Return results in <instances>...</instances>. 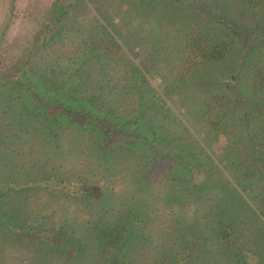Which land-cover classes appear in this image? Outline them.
<instances>
[{
	"label": "trees",
	"instance_id": "1",
	"mask_svg": "<svg viewBox=\"0 0 264 264\" xmlns=\"http://www.w3.org/2000/svg\"><path fill=\"white\" fill-rule=\"evenodd\" d=\"M25 1L29 17L35 11L37 22L42 14L46 20L30 46L24 48L26 54L22 52L12 74L6 71L3 79L0 77V88L31 91L30 99L45 110L38 109L35 116L96 126L106 141H114L110 151L123 145L136 156L135 150L141 146L146 150L139 157L146 159L147 184L158 182L149 174H156L159 160L173 165L180 162L190 190L201 193L204 178L195 176L205 175L203 162L191 158L201 155L193 145L205 149L193 130L204 136L206 147L215 152V146L224 140L221 159L243 174L246 188L264 209V0ZM68 47L74 50L67 52ZM9 60H0V64L8 65ZM3 67L9 69L10 65ZM74 67L81 88L71 94ZM88 68L99 78L88 79ZM28 83L45 88L42 95L47 98L33 95ZM175 134L180 137L173 138ZM172 145L181 148L179 162L167 151ZM187 157L189 161L181 162ZM159 171L166 173L165 168ZM45 183L56 201L55 215L34 227L27 220L8 218L2 208L0 219H6L1 222L15 232L11 238L17 237L18 243L39 244L42 251L60 256L63 264L86 263L83 256L88 235L78 223L59 220L56 214L63 210V199L68 213H86L101 199L103 190L78 171L57 173ZM10 185L0 194V207H12L9 200L16 184ZM246 198L244 214L226 210L209 220L208 230L198 215L195 226L177 228L180 232L189 226L195 229V235H186L187 248L193 245L198 251L180 249L170 258H155L157 264H214V250L206 255L207 242L222 245L228 254L227 264H250L247 253L254 264H264V229L255 226L260 214ZM203 203L199 199L195 204L200 208ZM183 215L186 220L188 213ZM103 219L92 226L99 232L97 249L87 260L92 264L138 262L139 241L145 242L149 236L145 232L148 220L134 211L112 215L116 223L112 227H105ZM174 222L181 224L180 219ZM29 230L35 234L26 239L29 233L24 232ZM19 231L25 236H19Z\"/></svg>",
	"mask_w": 264,
	"mask_h": 264
},
{
	"label": "rangeland",
	"instance_id": "2",
	"mask_svg": "<svg viewBox=\"0 0 264 264\" xmlns=\"http://www.w3.org/2000/svg\"><path fill=\"white\" fill-rule=\"evenodd\" d=\"M42 1L46 3L52 0ZM25 8V0H0V60L5 62L12 60L8 65L0 64L2 79L6 71L10 75L19 65L23 58L22 52L26 54L24 48L30 46L35 32L44 26L46 20V18L43 19L44 14H42L39 18L40 22H37V19L33 18L35 11H32L33 15L29 17ZM71 50L74 48H66L67 52ZM9 65V69L3 67ZM88 70L86 74L88 79L99 78L93 69L88 68ZM71 72L74 80L72 78L70 81H74V88L68 93L73 94L74 89L80 90L81 87L77 84L76 67L72 68ZM31 84L28 83L27 86H30L33 95L40 93L42 98H47V95H42L45 88H35ZM27 93L21 89L0 88V194L11 188L12 182L16 184L9 200L12 207H0V210L3 208L8 218L12 216L19 220H27L36 227L37 224L56 213V201L52 200L51 192L46 189L45 180L57 173L64 174L69 171L87 174L95 186L103 190L98 203L94 202L86 213L76 210L68 213L66 200L63 199L61 201L64 205L63 210L62 212L59 210L56 214L59 220L66 222L68 219L71 223H78L84 235H88L85 241L87 249L83 256L87 262L81 261L78 264H92L87 259H90L93 250L97 249L95 239L99 233L92 226L103 217L106 221L105 227H112L116 224L112 215L120 212L134 211L148 220L145 232L149 236L145 242L137 240L140 242V247L137 249L138 262L135 264H157L156 259L170 258L184 248L188 252L198 251L197 248H192L193 245L187 248L188 239L186 238L187 233L195 235V229L189 226L197 224L195 216L204 218L202 223L208 230L209 220L215 215L221 216L226 210L237 215L244 214L246 202L243 197H247L246 201L250 202L252 208L260 214V219L255 226L264 229V209L252 196L251 190L246 188L247 182L242 179L243 174L236 172L233 164H228L221 159L220 154L223 152L221 147L225 144L224 140L215 146L216 153L206 147L205 137L193 130L197 140L205 149L203 151L199 144L193 145L195 150L197 148L196 152H200L202 161L200 157L191 158L194 162H203L201 167L205 175L195 176L200 180L204 178L202 183L204 182L205 186L201 187V193L196 194L195 191L190 190L191 183L186 181L189 178L185 177L186 172L178 166L182 153L178 145L168 146L167 151L169 150V154L177 158L175 162L179 163L173 165L159 160L156 174H149L151 180L158 179V182L147 184L146 159L139 157L146 154L145 149L140 146L135 150L137 155L133 156L121 145L122 149L117 148L116 154L113 150L110 151V145L114 141H106L96 126L89 127L80 121L72 123V121H62L58 118L35 116L38 109L45 110L30 99L31 91ZM185 125L191 130L189 123ZM178 137H180L179 134L173 135V138L178 139ZM129 148L133 146L130 145ZM185 161H189V158H181V162L185 163ZM162 168H165V174L160 173L159 170ZM18 189L25 191L20 192ZM199 199H202L204 203L197 208L195 203ZM187 210L188 212H185ZM186 213H188L186 219L188 221L183 219V214L186 215ZM6 216L0 219V264H63V261L59 259L60 256H55L50 250L42 251L39 244L35 246L28 242L18 243L17 240L15 241L17 237L11 238L15 232L6 228L1 222H5ZM174 219H180L181 224L185 222L181 225L179 222H174ZM82 223L89 224L92 228L85 226L84 229ZM185 224H189L190 228L180 232L177 228ZM18 233H21L19 236L22 237L25 236L24 233H29L26 239L29 236L33 238L35 234L30 230ZM129 240L131 242V236L128 237L127 241ZM207 243L210 246H206V255H211L210 251L214 250L215 258L211 256L212 260H215L214 264H227L228 254L222 245ZM249 254L247 253L246 257L250 264H254L255 261Z\"/></svg>",
	"mask_w": 264,
	"mask_h": 264
}]
</instances>
